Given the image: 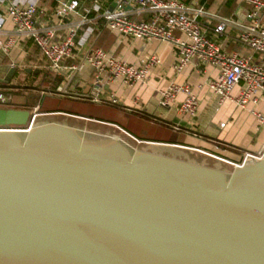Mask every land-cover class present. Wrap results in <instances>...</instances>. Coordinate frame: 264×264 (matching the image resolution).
Returning <instances> with one entry per match:
<instances>
[{
    "label": "water",
    "instance_id": "water-1",
    "mask_svg": "<svg viewBox=\"0 0 264 264\" xmlns=\"http://www.w3.org/2000/svg\"><path fill=\"white\" fill-rule=\"evenodd\" d=\"M26 116L0 105V264H264V154L224 171Z\"/></svg>",
    "mask_w": 264,
    "mask_h": 264
},
{
    "label": "built area",
    "instance_id": "built-area-1",
    "mask_svg": "<svg viewBox=\"0 0 264 264\" xmlns=\"http://www.w3.org/2000/svg\"><path fill=\"white\" fill-rule=\"evenodd\" d=\"M36 1L0 0V31L5 22H9L12 27L0 42V51L7 54L20 40H29L49 65L51 73L63 83L69 79L68 72H80L84 66L90 68L93 75L91 94L84 96L90 102H102L100 94L103 85L119 82L125 87H131L143 83L149 69L159 63L158 58L151 55L139 66H134L100 48L87 47L93 34L91 24L94 19H101L107 31L122 38L168 44L174 51L173 69L176 72L191 61L214 66L217 69L216 77L207 86L216 97L217 104L229 100L238 109L246 110L248 105L264 102V0H232L247 6L240 23L232 18L207 13L201 8L189 7L181 0H109L110 6L105 0H54L56 28L36 25ZM142 15H146V19L139 18ZM73 17L75 18L71 20ZM201 17L215 22V37L220 36L227 28H235L236 42L249 49L258 60L254 61L251 55L222 50L205 35L198 21ZM63 20L67 22L63 23ZM59 29L62 30L60 33ZM81 51L83 54L77 59V54ZM236 86L239 87L238 93L231 98L230 92ZM60 89L63 94L66 92L60 86L56 91L59 92ZM177 95L182 96L178 113L194 117L197 98L187 85L169 84L159 92L160 105L171 103ZM8 101L9 98L0 93V105H6ZM108 102L117 104L115 99ZM249 112L257 125L264 127V110ZM30 114L28 125L36 117L47 113L39 114L34 109ZM116 129L136 145L152 144L138 141L123 130ZM218 148L217 145L214 146L215 150ZM202 153L235 167L248 157L260 160L264 149L257 156L243 154L238 164L227 162L211 153Z\"/></svg>",
    "mask_w": 264,
    "mask_h": 264
},
{
    "label": "crops",
    "instance_id": "crops-1",
    "mask_svg": "<svg viewBox=\"0 0 264 264\" xmlns=\"http://www.w3.org/2000/svg\"><path fill=\"white\" fill-rule=\"evenodd\" d=\"M105 1H108L110 6V1ZM181 1L189 7L201 8L207 13L220 17L232 18L237 23L242 22L247 10V6L232 0ZM36 3V25L56 28L54 6L48 7L49 4L55 5L54 0H37ZM139 18L146 19V15ZM198 21L205 35L216 42L222 50L251 55L254 61L258 60L249 49L236 42L235 28H227L220 36L215 37L213 35L214 21L205 17L199 18ZM66 22L67 20H63V23ZM91 26L93 34L87 47L100 48L134 66H139L151 55L157 57L159 63L149 69L143 83L131 87H125L119 82L103 85L100 94L102 102L93 103L101 108L100 111L94 116H79L90 122H83L84 125L77 128L97 134L120 133L116 129L118 128L138 141L152 143L144 145L146 148L143 150L224 171H229L232 167L202 152L211 153L234 164L240 163L243 154L257 156L262 152L264 127L257 125L249 111L264 110L263 101L248 105L246 110L238 109L229 100L217 104L216 97L211 94L207 86V83L216 77L217 69L214 66L191 61L182 70L176 72L173 69L174 51L168 44L122 38L107 31L101 19H94ZM11 29L9 22L3 24L0 42ZM61 31L59 29L58 33ZM82 54L83 51L78 53L77 59L81 58ZM39 60L43 58L29 40H20L7 54L0 51V93L9 98L5 106L9 104L25 106L26 98H30V94L27 91H21L16 95L10 87H16L17 84L20 88L27 87L26 84L31 82L38 69H41ZM68 73L69 79L64 83L57 77L59 79L57 88L60 86L63 90L83 96L91 94L93 75L90 68L84 66L80 72ZM169 84L189 86L197 98V111L194 117L189 118L178 113L181 95H177L165 106L160 105L159 92ZM238 90V86L234 87L230 97H235ZM110 99H115L117 104H110L108 102ZM104 114L110 119L99 117ZM221 124L222 127H220ZM215 145L219 147L218 150L214 149Z\"/></svg>",
    "mask_w": 264,
    "mask_h": 264
},
{
    "label": "rangeland",
    "instance_id": "rangeland-1",
    "mask_svg": "<svg viewBox=\"0 0 264 264\" xmlns=\"http://www.w3.org/2000/svg\"><path fill=\"white\" fill-rule=\"evenodd\" d=\"M39 65L41 67V69H38L39 74L36 75L34 77V79L31 82L27 83L26 85L30 86L31 88L35 87V88L40 89L39 91L41 92V94H40V92L33 91L31 89L28 90L27 88H22V87L20 88V87H18V84L16 85V87L15 86L10 87L11 89H13V92L15 91L14 93L16 95H18L21 91H27V93L30 94V98L27 97L26 103H25V107H26L25 110L27 111V115L29 116V117L26 116L25 124L29 122V119L31 117L30 113L33 112L34 109H35V112L38 113V108H36L37 106L35 107L37 95L38 96H44V97H40V99L38 101V106L39 105L41 106V108L39 109V114L48 113L45 111H53V110H60L62 112H58V113H64V115L65 114L66 115H72L75 117H79V116L85 117V116H92V115L94 116V115L98 114V112L100 111L101 108L99 106H96L95 104H93V102H90L89 98H86L83 95H80L78 93H71V91H66L63 94L61 92L62 91L61 89L59 90L58 94L56 93L54 95H51V92H49V89H48L49 88L48 84L47 85L42 84L41 80L42 79L48 80V79H50V77L54 76V74L51 73V71L49 70V65L44 60H39ZM8 106H12V108L18 109V108H16V106L14 104H11V105L9 104ZM99 117L101 119H110V117L107 116L106 114L99 116ZM45 121H53V122L62 123V124L64 123L66 125H71L73 127L74 126L75 127H82L84 125V123L81 121L65 118L63 116H58V115L57 116H48V117L47 116H38L35 118V123H41V122H45ZM23 127L24 126L17 127V128H23ZM117 134H119V137H121V139L123 141H125L128 145H130L133 148H137V149H139V148L145 149L146 148L144 145H136L130 139L124 137L122 134H120L118 132H117ZM221 167L223 169H227L224 166H221Z\"/></svg>",
    "mask_w": 264,
    "mask_h": 264
},
{
    "label": "trees",
    "instance_id": "trees-1",
    "mask_svg": "<svg viewBox=\"0 0 264 264\" xmlns=\"http://www.w3.org/2000/svg\"><path fill=\"white\" fill-rule=\"evenodd\" d=\"M54 5H51V4H49L48 5V7L50 8V7H53ZM39 74V71H37V74L36 75H38ZM35 75V76H36ZM43 81V82H42ZM41 83L42 84H48V86H49V92H51V95H54V94H58V92L56 91V88H57V85H58V83H59V79H57V77H54V76H52V77H50V79H48V80H44V79H42L41 80ZM23 88H27L28 90H33V91H37V92H40L39 90L40 89H38V88H31L30 86H27V87H23ZM35 89V90H34ZM33 97V96H32ZM36 97H38V99L36 100V105L35 106H37L36 108H38V113H39V109L41 108V106L39 105L38 106V101H39V99H40V97H44V96H36ZM16 108H18V109H25V106H16ZM45 112H48V113H51V112H62V111H60V110H53V111H45ZM67 113V112H66Z\"/></svg>",
    "mask_w": 264,
    "mask_h": 264
}]
</instances>
